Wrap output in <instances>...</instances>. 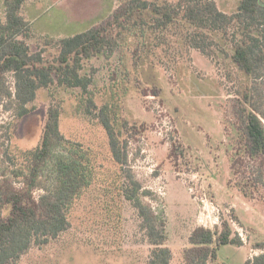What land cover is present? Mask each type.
Listing matches in <instances>:
<instances>
[{
	"label": "rangeland",
	"instance_id": "1",
	"mask_svg": "<svg viewBox=\"0 0 264 264\" xmlns=\"http://www.w3.org/2000/svg\"><path fill=\"white\" fill-rule=\"evenodd\" d=\"M124 1L128 0H28L22 15L31 21L35 35L28 43L32 50L44 48V58H51L55 46L44 47L46 38L61 39L94 28ZM216 2L230 14L239 0ZM143 31L140 36L137 30L124 31L102 59L84 65L82 74L91 77L86 92L58 87L40 90L34 111L23 118L17 116L14 102L0 103V182L8 192L24 188L33 165L30 152L40 144L47 111L56 103L61 105L59 132L65 146L54 140L40 166L39 186L30 193L31 200L63 183L59 162L70 166L75 178L86 167L82 150L90 149L96 157L100 182L118 171L109 160L97 112L86 115L84 111L87 98H92L97 108L106 106L115 113L116 128L124 121L130 127L125 133L128 165L142 189L152 193L142 201L164 226L172 264H189L187 254H197L203 246L191 241L194 233L218 228L221 217L230 219L232 212L240 221L241 225L231 224L243 245L221 247L219 257L229 264H243L258 253L252 244L264 239V180L262 185L253 180L256 166L264 172V159L240 152L235 109L238 93L256 84L264 113V76L253 83L239 71L230 59L231 43L220 34L213 35L207 58L183 45L175 25L160 31L158 38L150 29ZM7 85L13 91L11 76ZM71 147H75L72 153ZM100 184L81 192L70 212V231L46 246L33 247L17 264H147L150 247L133 210L128 205L118 209L112 190V211L116 217L120 213L121 219L107 218L105 197L97 188Z\"/></svg>",
	"mask_w": 264,
	"mask_h": 264
},
{
	"label": "trees",
	"instance_id": "2",
	"mask_svg": "<svg viewBox=\"0 0 264 264\" xmlns=\"http://www.w3.org/2000/svg\"><path fill=\"white\" fill-rule=\"evenodd\" d=\"M27 1L3 0L4 19L0 20V103L6 100L17 104L19 118L34 111V102L40 90L58 87L86 92L91 77L82 74L84 65L102 59L112 43L120 40L128 29L137 30L139 36L141 32L144 33L143 29H150L156 36L155 33L151 34L158 38L160 31L175 25L182 36L183 45H188L207 58L210 57L207 51L209 45L214 42L213 35L220 34L231 43L230 59L239 71L253 83L261 81L264 76V0H239L236 11L230 14L222 12L216 0H178L175 3L158 0L124 1L109 19L94 28L61 39L46 38L44 47L55 46V54H50L51 58H44V48L32 50L28 43L35 35L30 22L22 15ZM7 76L13 78V91L7 85ZM255 86H247L238 93L240 98H237L235 109L239 127L237 144L242 154L247 153L252 159H264V113L259 90ZM84 111L86 115L97 112L94 115L105 132L109 160L118 167V171L100 182L95 170L96 157L91 156L90 149L82 150L87 156L86 167L75 178L71 177L72 168L59 162L58 171L61 175L65 174L63 183L55 191L39 195L37 201L31 200L30 193L39 186L37 179L40 166L48 157L54 140L57 138L60 144L64 142L59 132L61 105L56 103L50 106L41 142L30 152L33 165L24 188L8 192L0 182V264H17L33 247L46 246L70 231V212L80 199L81 192L84 189L89 191L98 183H102L97 188L103 191L105 198L102 204L107 218L115 216L112 211L115 196L109 194L112 190L116 191L118 209L122 211L123 206L128 205L133 210L150 247L147 264H172L173 254L165 245L167 237L164 226L150 206L142 201L143 196L152 193L142 189L128 165L125 133L129 125L124 121L121 128H116L115 113H111L112 110L106 106L97 108L92 98H87ZM75 147L70 148L71 153ZM180 156L183 158L182 151ZM253 173V180L262 185V167L256 166ZM240 185L237 184L240 192L249 196ZM3 211H8L4 218ZM120 215L115 216L118 221ZM229 217L222 216L218 228L194 233L191 241H198L195 243L203 246L197 254H187L189 264H229L220 259V248L243 245L231 224L235 221L241 225L240 221L234 212ZM252 249L258 253L243 264H264V239L253 243Z\"/></svg>",
	"mask_w": 264,
	"mask_h": 264
},
{
	"label": "crops",
	"instance_id": "3",
	"mask_svg": "<svg viewBox=\"0 0 264 264\" xmlns=\"http://www.w3.org/2000/svg\"><path fill=\"white\" fill-rule=\"evenodd\" d=\"M22 11H23V9H22ZM23 16H24V15H23ZM24 17H25V16H24ZM25 19H26V17H25ZM27 21H29V22H30V24H31V21H30V20H28V19H27ZM31 27H32V24H31ZM73 28H74V27H73Z\"/></svg>",
	"mask_w": 264,
	"mask_h": 264
},
{
	"label": "built area",
	"instance_id": "4",
	"mask_svg": "<svg viewBox=\"0 0 264 264\" xmlns=\"http://www.w3.org/2000/svg\"><path fill=\"white\" fill-rule=\"evenodd\" d=\"M241 237V236H240ZM242 239V238H241ZM242 241H243V239H242Z\"/></svg>",
	"mask_w": 264,
	"mask_h": 264
}]
</instances>
